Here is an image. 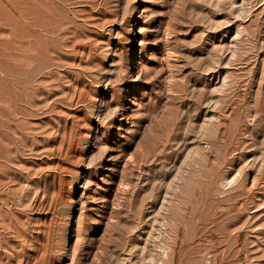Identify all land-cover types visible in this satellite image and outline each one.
<instances>
[{
	"label": "rangeland",
	"instance_id": "obj_1",
	"mask_svg": "<svg viewBox=\"0 0 264 264\" xmlns=\"http://www.w3.org/2000/svg\"><path fill=\"white\" fill-rule=\"evenodd\" d=\"M0 264H264V0H0Z\"/></svg>",
	"mask_w": 264,
	"mask_h": 264
}]
</instances>
